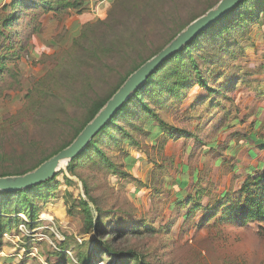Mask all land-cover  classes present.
<instances>
[{"label":"rangeland","instance_id":"obj_1","mask_svg":"<svg viewBox=\"0 0 264 264\" xmlns=\"http://www.w3.org/2000/svg\"><path fill=\"white\" fill-rule=\"evenodd\" d=\"M218 1L87 0L80 10H37L33 33V10L0 28V174L30 170L66 145L94 104ZM260 16L198 41L197 67L217 92L195 77L176 97L161 94V86L151 98L145 91L139 101L151 112L135 102V116L122 118L120 130L110 129L98 145L107 163L98 153L72 172L69 162L61 166L49 195L31 197L39 210L32 226L17 205L11 215L18 222L0 238V264H135L95 248L99 238L84 233L81 202L104 212L103 230L113 218L116 246L143 256L140 264H264V223L214 222L202 209L184 220L189 206L174 205L203 186L211 194L234 191L252 165L264 163L256 143H264Z\"/></svg>","mask_w":264,"mask_h":264},{"label":"trees","instance_id":"obj_2","mask_svg":"<svg viewBox=\"0 0 264 264\" xmlns=\"http://www.w3.org/2000/svg\"><path fill=\"white\" fill-rule=\"evenodd\" d=\"M2 1L3 0H0V2ZM86 1L87 0H9L0 5V28L7 30L12 22H16L21 18L24 12L33 10L29 21V25H32L31 32L33 33L34 31L36 32L40 25L37 10H40L41 12L52 11L54 13L70 9L80 10ZM262 13L264 14V0H243L236 7L231 9L223 18L204 30L195 39L184 45L180 51L167 58L115 113L111 120L93 137L90 143L73 160L69 161V172H72L76 163H80L83 167L86 160L91 159L93 154L99 153L101 162H108L107 159H105L104 154L98 148V145L110 129H119L118 124L122 118L131 115L135 116V108H132L135 102H137L135 106H138L139 110H142L147 114L151 112L147 103L139 101L142 100V95L145 91L150 90L149 97L151 98L154 95L152 93L154 92L153 88L161 86V94L163 93V89H165L167 90V93L174 94L173 96L176 97L178 94L176 95L175 92L181 88H187L189 86V84L187 85L188 80L195 77V83L206 89L209 93L217 92L218 90L215 91L207 86L208 81L201 75V72L197 67V62L193 55L197 53L195 48L198 45V41L203 37L210 38L214 36V40L217 37H224L226 33H231L235 26L242 27L243 23L249 21V19L254 18L255 20H259L261 17L260 14ZM236 23L238 25H235ZM3 34L4 33L0 31V35ZM172 39L173 38H171V40ZM229 48L230 47L226 45H221V51L226 49L229 50ZM5 58L6 56H0V77L6 70L4 64ZM199 58L204 59L205 56L200 55ZM144 62L137 65L129 74ZM129 74L122 79L120 85L113 91V93L121 86ZM258 95L264 96V93ZM111 96L100 103L94 104L89 110L88 119L82 124V126L76 129L71 141L53 152L44 160L40 161V163L56 154L61 149L67 147L83 127L93 119ZM163 127L162 121L159 120L158 129L161 132ZM256 143L258 145L261 143L260 148L264 149V143L260 141H256ZM261 162L262 160L250 167L251 172L242 181L239 188L234 191L223 190L218 194H211L210 191L206 190L203 186L196 188L193 194H187L185 198L178 199L174 205H178L179 209L189 206V210L182 215L184 220L188 218L192 211L202 209L204 210L203 213L205 214V218L210 217L209 220L215 218L214 222L234 221L238 225H243L252 221L264 223V169H262L264 163ZM39 164L30 170L4 172L0 174V177L23 175L35 169ZM57 176L58 174L49 181L35 184L27 188L6 192L0 191V238L10 231L11 227L18 222V216L11 215V211L15 209L17 205L20 206V212H24L28 218L29 223L27 224L32 226V224L35 223L39 217V210L37 203L33 202L31 197L35 196L39 199L46 198L49 195L52 183L55 182ZM85 191L87 193L88 189L86 188ZM203 199L207 200L206 207L203 206ZM10 200H12L11 203H9ZM81 211L84 214V233L95 232L99 238L95 240L97 243V246L95 247L96 249L105 254H116L119 256L118 258H121L124 261L131 260V262L135 264H140L146 261L143 256H139L131 251H121L118 249L112 233L115 229H111L114 226L112 217L106 221L107 228L110 229L103 230V211L99 210L94 213L92 205L88 202H81ZM84 259L85 258H83L82 261ZM87 261L88 258H86V262L83 264H87Z\"/></svg>","mask_w":264,"mask_h":264},{"label":"water","instance_id":"obj_3","mask_svg":"<svg viewBox=\"0 0 264 264\" xmlns=\"http://www.w3.org/2000/svg\"><path fill=\"white\" fill-rule=\"evenodd\" d=\"M242 1L219 0L215 6L190 22L160 51L128 75L121 86L67 147L43 161L32 171L23 175L0 177V191H14L51 180L60 171L61 165L73 160L90 143L93 137L167 58L180 51L184 45L223 18Z\"/></svg>","mask_w":264,"mask_h":264},{"label":"bare ground","instance_id":"obj_4","mask_svg":"<svg viewBox=\"0 0 264 264\" xmlns=\"http://www.w3.org/2000/svg\"><path fill=\"white\" fill-rule=\"evenodd\" d=\"M63 165H64V163L61 166H63Z\"/></svg>","mask_w":264,"mask_h":264}]
</instances>
